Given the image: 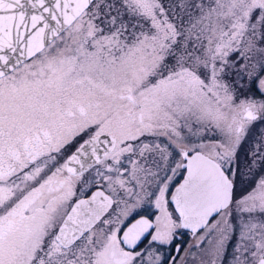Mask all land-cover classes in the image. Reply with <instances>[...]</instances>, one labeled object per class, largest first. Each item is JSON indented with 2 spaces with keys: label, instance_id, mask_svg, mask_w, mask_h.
Instances as JSON below:
<instances>
[{
  "label": "snow or ice",
  "instance_id": "obj_1",
  "mask_svg": "<svg viewBox=\"0 0 264 264\" xmlns=\"http://www.w3.org/2000/svg\"><path fill=\"white\" fill-rule=\"evenodd\" d=\"M0 264H264V0H0Z\"/></svg>",
  "mask_w": 264,
  "mask_h": 264
},
{
  "label": "rangeland",
  "instance_id": "obj_2",
  "mask_svg": "<svg viewBox=\"0 0 264 264\" xmlns=\"http://www.w3.org/2000/svg\"><path fill=\"white\" fill-rule=\"evenodd\" d=\"M153 211H154V210H153ZM184 240H185V241H189V242H193V243H194V240H192V238L189 237V236H187V235L184 237ZM171 253H172L171 251H168V252L165 253V255H170Z\"/></svg>",
  "mask_w": 264,
  "mask_h": 264
},
{
  "label": "flooded vegetation",
  "instance_id": "obj_3",
  "mask_svg": "<svg viewBox=\"0 0 264 264\" xmlns=\"http://www.w3.org/2000/svg\"><path fill=\"white\" fill-rule=\"evenodd\" d=\"M170 255H173V256H175V255H177L175 252H172Z\"/></svg>",
  "mask_w": 264,
  "mask_h": 264
}]
</instances>
